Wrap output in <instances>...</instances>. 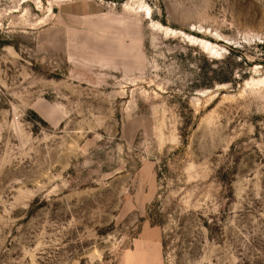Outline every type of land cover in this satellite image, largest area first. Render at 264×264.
Here are the masks:
<instances>
[{
    "label": "rangeland",
    "instance_id": "obj_1",
    "mask_svg": "<svg viewBox=\"0 0 264 264\" xmlns=\"http://www.w3.org/2000/svg\"><path fill=\"white\" fill-rule=\"evenodd\" d=\"M140 239L264 264V0H0V264Z\"/></svg>",
    "mask_w": 264,
    "mask_h": 264
},
{
    "label": "crops",
    "instance_id": "obj_2",
    "mask_svg": "<svg viewBox=\"0 0 264 264\" xmlns=\"http://www.w3.org/2000/svg\"><path fill=\"white\" fill-rule=\"evenodd\" d=\"M160 245L153 241L137 240L133 251L126 253L123 264H157Z\"/></svg>",
    "mask_w": 264,
    "mask_h": 264
},
{
    "label": "bare ground",
    "instance_id": "obj_3",
    "mask_svg": "<svg viewBox=\"0 0 264 264\" xmlns=\"http://www.w3.org/2000/svg\"><path fill=\"white\" fill-rule=\"evenodd\" d=\"M145 11H146V15L148 16L149 14H150V10H149V8H145ZM205 49H207V51L209 52H212L213 51V48H209L208 49V47L207 46H205Z\"/></svg>",
    "mask_w": 264,
    "mask_h": 264
}]
</instances>
